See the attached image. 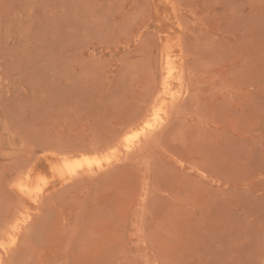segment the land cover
<instances>
[{
  "label": "rangeland",
  "instance_id": "1",
  "mask_svg": "<svg viewBox=\"0 0 264 264\" xmlns=\"http://www.w3.org/2000/svg\"><path fill=\"white\" fill-rule=\"evenodd\" d=\"M0 264H264V0H0Z\"/></svg>",
  "mask_w": 264,
  "mask_h": 264
},
{
  "label": "bare ground",
  "instance_id": "2",
  "mask_svg": "<svg viewBox=\"0 0 264 264\" xmlns=\"http://www.w3.org/2000/svg\"><path fill=\"white\" fill-rule=\"evenodd\" d=\"M164 40H166V42H168L170 39H169V36L167 35V34H165V36H164ZM172 40V39H171ZM167 44V43H166ZM167 55V54H166ZM169 56V55H168ZM171 56V55H170ZM172 58H173V56H172ZM171 58V59H172ZM174 62V61H173ZM167 66H168V69H169V72L171 71V70H173L172 68H170L169 66V63H172V61L171 62H169V60L167 59ZM166 65V64H165ZM174 65V64H173ZM171 66H172V64H171ZM173 67V66H172ZM167 69V70H168ZM168 72V71H167ZM172 74V73H171ZM168 75H169V73H168ZM168 82V81H167ZM169 83V82H168ZM168 83H166L167 85H168ZM166 85V86H167ZM164 86V85H163ZM168 87V86H167ZM164 89H165V87H163ZM162 89V88H161ZM167 91V89L165 90V92ZM163 92H164V90H163ZM165 94V93H164ZM167 94V93H166ZM170 96V95H169ZM158 99V98H157ZM165 100V99H164ZM162 101V100H161ZM164 102V101H163ZM167 102V101H166ZM156 104V103H155ZM163 104V103H162ZM153 108V107H152ZM165 109H163V108H160L159 109V112H163ZM156 114V113H155ZM155 117V116H154ZM156 117H157V115H156ZM160 116H158V118H159ZM156 121V119L153 121V123ZM142 124H144V126L140 129V131H139V133H136L135 134V138H139V136L140 135H142L143 133H144V131H145V129H147V128H152L153 127V124H150V122H148V121H145L144 123H142ZM133 135H134V133H133ZM128 146V145H127ZM109 152V151H108ZM111 153V152H110ZM104 154H105V152H104ZM107 155H109L108 153H107ZM81 156V155H80ZM87 156V155H86ZM103 156H105V155H103ZM111 156H112V153H111ZM111 156H109L108 158H106V159H110V157ZM114 156H116V155H114ZM92 157V156H91ZM100 157V156H99ZM63 158V157H62ZM101 158V157H100ZM105 158V157H104ZM77 159V158H76ZM106 159H104V161L106 160ZM66 160V159H65ZM69 160V159H68ZM71 160H73V159H71ZM71 160H70V162H71ZM100 160V159H99ZM102 161V160H101ZM70 162H66L65 163V168L69 171V172H71V174L74 172V170H75V167L76 166H78V167H80V166H89V165H91L92 164V160L91 159H89V158H87V157H83V158H81L79 161H76V162H73V163H70ZM102 163V162H101ZM64 164V163H63ZM50 168V167H49ZM87 169V168H86ZM64 170V169H63ZM64 171H66V170H64ZM63 171V172H64ZM66 173V172H65ZM63 176V175H62ZM68 176V175H67ZM28 181V180H27ZM28 183V182H27ZM27 187V186H26ZM45 187V186H44ZM21 188H24L25 189V186H22ZM28 188V187H27ZM24 189H22V190H24ZM27 189H25V191H26ZM15 237V236H14ZM3 242V241H2ZM2 245V244H1Z\"/></svg>",
  "mask_w": 264,
  "mask_h": 264
}]
</instances>
